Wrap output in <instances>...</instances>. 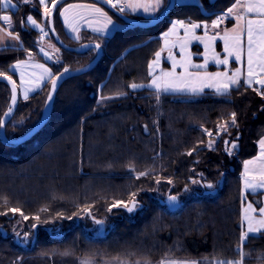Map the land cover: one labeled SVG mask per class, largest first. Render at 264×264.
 <instances>
[{"label":"trees","instance_id":"16d2710c","mask_svg":"<svg viewBox=\"0 0 264 264\" xmlns=\"http://www.w3.org/2000/svg\"><path fill=\"white\" fill-rule=\"evenodd\" d=\"M70 2L61 4L55 12L58 36L71 47L96 42L102 56L92 70L62 84L47 123L35 136L21 144L0 141V213H6L0 214V228L6 232L3 236L0 231V264H79V259L86 257L197 264L241 259L243 264H264V233L240 240L242 163L255 154L256 142L264 136V97L245 86L227 94L237 121L229 132L240 134L235 155L226 153V136L222 135L213 146L215 150L204 142L196 143L189 150L196 149L192 155L181 151L159 167L157 95L147 87L152 81L148 65L161 49L158 36L168 29L171 20L208 21L235 0L175 4L169 16L151 28L123 25L108 36L84 31L80 40L68 37L57 17L59 8ZM13 4L15 7L7 9L0 6V15L11 17L10 31L19 35L21 44L0 49V72L17 82L12 63L28 55L41 60L37 54L40 30L26 24L22 27L21 21L32 15L44 30L47 23L43 24L38 0L27 4L13 0ZM46 37L53 42L49 34ZM57 48L61 63H48L53 76L65 69L80 68L95 56L92 51L76 54ZM162 66L168 68L167 63ZM49 82L27 99L19 97L15 113L5 126L7 139L22 136L39 120ZM132 83L146 87L133 90L129 87ZM172 96L180 95L162 93L160 98L168 101ZM101 97L111 98L98 102ZM9 98L8 86L0 82V118ZM232 118L231 114L215 120L213 133L219 123ZM140 172L148 174L137 179ZM193 180L213 184L211 190L216 192H201L180 201L193 188ZM158 192L165 200L176 196L178 208L169 210L165 200L155 196ZM132 193H136L139 204L135 215L130 217L120 207H112L117 200L130 204ZM246 197L260 208V193H247ZM11 208H19L29 217L23 219V231L33 239L29 245L22 242L21 247L9 236L12 216L20 214H13ZM116 213L120 215L115 217ZM36 216L39 221L33 219ZM90 217L104 222L102 237L83 231V220L89 224ZM33 224L37 225L36 232ZM54 224L61 225L58 235L44 230ZM237 248L241 255L235 252Z\"/></svg>","mask_w":264,"mask_h":264},{"label":"snow or ice","instance_id":"6c2138e0","mask_svg":"<svg viewBox=\"0 0 264 264\" xmlns=\"http://www.w3.org/2000/svg\"><path fill=\"white\" fill-rule=\"evenodd\" d=\"M60 0H52V7H48L46 5V0H39L40 5L44 6V17L48 18L51 17L53 10L57 7ZM102 3L110 5L113 9H118L120 14H124L125 10H129L131 12H137L138 10H143L145 14L151 15L154 12H156L157 9L161 8L163 4V0H101ZM24 3H29V0H24ZM0 6H2L4 9H7L9 6L15 7L13 4V0H0ZM241 6L244 7L243 12L237 11L235 14V19L237 21V25L231 29V35L229 34V30H225L224 37H221L225 40V52L228 53V56H234L235 60L237 62H240L241 60V52L243 50L242 46V36L245 32V27L243 25V21L246 19V17L249 14H255L261 17L260 19H247V27H246V33L248 37V75L246 78L243 79V84L252 87L253 79L255 77L254 72V65L260 68L261 72H264V0H235V3L232 4L231 7H229L226 11V13L222 15H218L215 20L212 21L211 27L217 28L219 25L224 22L225 19L231 17L233 15V12L240 8ZM71 8H88L92 11L93 14L96 16L97 23L100 25L98 27L93 28V31L103 35L109 30V25L113 24V20L111 17L108 16L107 12L103 10V8L96 7L95 4L91 5H68L67 8L60 10V15L65 16L68 9ZM0 22H4L9 29L12 28V20L9 15H0ZM67 23V19L65 20ZM48 23L51 24V20H48ZM22 27L30 26L34 29H39L40 32L43 34V36L47 35V32H45L44 28L41 27L40 24L37 23V21L33 18L32 15H28L26 18V21H21ZM184 28L185 30V37H187L190 33L192 35V38L195 40H199L201 43H204V40L202 37L196 36L194 30L196 28H199L201 25L196 23H190L186 24L183 20H175L172 22V27L169 29L168 32L164 33V37L167 38L170 34H175L177 32V27ZM203 27L205 28V36L208 35L207 29L208 25L204 24ZM4 29H0V31H3ZM77 29L73 28L72 31H76ZM43 36L41 38H43ZM8 37L12 40L19 41L20 37L19 35H13L11 31H8ZM3 37H0V44L3 43ZM79 39V37H77ZM210 42H214L217 39V35H213L208 38ZM229 41H231V45L229 44ZM190 41H186L185 43H182L180 45L181 49V59L180 61H177L169 52V59L172 60V71H161L159 76H153V79L151 81L150 85H147V87L155 88L157 99H159V93L161 91H173V92H190L192 94H198L202 93L205 88H214L216 94L219 95H225L228 94L229 89L233 86L239 87L241 84V70L237 68L234 72H232L231 76H229L226 72H216V73H205L201 75L199 71L196 73H191L188 71L189 68H194L197 70L200 69H206L209 61V57L207 55L208 49L210 47L209 43H204L205 47V60L203 64H193L192 63V55L191 53L187 54L185 56V48L187 46V43ZM167 43V40H166ZM175 46V45H173ZM97 49L100 48V44H96L95 46ZM43 51V49H42ZM58 51V50H57ZM155 56L157 60L155 63H159V59L161 56V52L158 51L155 53ZM45 57L50 59L51 57L48 55L47 52H45ZM217 65L224 64L226 65L228 63V57H225L224 59H220L218 54L213 53V56L211 57ZM23 61H17L16 64L12 65L11 67L13 69H19L20 65H22ZM180 66L184 71L177 76L175 69L177 66ZM36 67L43 68L44 72L41 74L40 79L43 80L45 77L52 79V73L49 71V69L44 68V65H36ZM149 75H153V62H150L149 65ZM65 73L68 72V69L64 70ZM0 76H3L4 79L8 80L10 84L13 85L12 87V103L15 104L16 102V93L17 89L15 86V83L12 81L10 76L5 75L3 72H0ZM204 81H215L214 83H205ZM199 82V83H197ZM22 83H23V74H22ZM256 83H258L261 86V89H264V80H257ZM39 84H37V87ZM57 82L55 79L52 80V88L53 90L56 88ZM130 88L133 90L138 88L146 87L145 85L141 84H135L132 83L129 85ZM31 90V89H29ZM254 91H257L258 95H261L264 97V90L260 89H253ZM118 95H126V93H118ZM25 99H27V91L25 92ZM49 100L52 98V93H49L48 96ZM111 97H101V99H110ZM12 111L11 107L9 108L8 112L5 113V115L10 114ZM232 120L231 125L236 126L237 121L235 119L236 113H232ZM5 124V121L3 118H0V127H3ZM229 125L225 124L223 126L218 125L216 135L219 136L221 132H228ZM205 133L212 137L213 133L207 129L204 130ZM238 139V137H237ZM215 143L214 138L210 139L208 142V148L211 150H215L213 145ZM260 146H261V154H260V161H261V167H260V175L261 179L256 181L254 179H245V177L248 176L249 173V165H253L256 163V160H247L244 162V168L245 171L242 174L241 179L244 181V189H242V196L244 194L245 190H250L252 192H256L258 189H264V139L260 140ZM229 141H225V145H228ZM238 149V144L233 143L231 149L226 148V151H228L229 155L233 154V150ZM193 150L189 151L187 154L192 155ZM198 163V161H197ZM147 172H140L137 176V179H139L140 176L147 175ZM198 180H193L192 183H199ZM157 183H160L159 180H157ZM168 183H172L171 180L168 181ZM207 188L212 189L214 186L213 184L209 183L205 185ZM187 190V188L185 189ZM132 201L131 204L125 203L123 201H115L112 207H123L127 210V212L132 213L134 212L138 207L139 204L135 200L136 193H132ZM170 201H176V196H169L168 198ZM13 214L19 212L24 220H28L29 217L24 215L22 210L19 208H11L9 209ZM42 211H46V209H42ZM109 211H111V208H109ZM256 209L253 208L252 204L249 203L248 205V211L247 214L242 215V222H241V233H240V240L245 241L248 238H255L256 235L264 232V208H259V219H256L252 213H254ZM5 214L6 213H0ZM88 215H91L89 212ZM33 219L39 221V216L33 217ZM68 219H71V217H68ZM244 221H247V230H243V223ZM97 224H102L103 221L97 220L95 221ZM36 224L32 225V228H36ZM19 236V233H17ZM27 233H25V238H27ZM83 264H89V262H83ZM161 264H165V261H161ZM168 264H197L196 261H168ZM218 264H241L240 261H221L218 262Z\"/></svg>","mask_w":264,"mask_h":264},{"label":"rangeland","instance_id":"374dc122","mask_svg":"<svg viewBox=\"0 0 264 264\" xmlns=\"http://www.w3.org/2000/svg\"><path fill=\"white\" fill-rule=\"evenodd\" d=\"M51 4L49 3L46 5L50 7ZM77 5H83V4L78 3ZM9 7L13 8L11 6ZM65 8L67 7H63L62 9H65ZM60 10H58L57 12V17L59 21L62 22L64 28L66 29V33L68 35L74 37L75 39H77V37H79L80 39L84 31L91 32L97 35H101L93 31V28L98 27L100 25L97 23L96 16L92 14L90 10L83 9V8H71V9H68L65 16L60 15ZM138 11L143 12L142 9ZM2 15H5V14H2ZM66 19H67V23L65 22ZM183 19L186 21L196 22V20H193L190 18H183ZM215 19L216 17H213L212 19L205 21V22L206 24L207 22L211 23V21ZM174 20H178V19H174ZM172 22L173 20H171V23ZM197 22H200V21H197ZM45 23H47V18L45 20ZM121 25L126 26V24H121ZM73 28L77 30L72 31ZM110 33H111L110 30H108L103 35L108 36L110 35ZM46 36L40 39L41 42L38 44L39 48H37V52H38L37 54L38 56H40L41 60L37 59L36 57L32 55H28L25 59L20 60V61H23L24 63L20 65L19 69H13L11 67L12 65L16 64L17 61L15 63H12L10 66L11 70L17 74L16 76L17 83L15 82V84L18 88L20 99H25L24 97H25L26 91H27V97H28L31 94H34L36 91L40 90L47 82L51 81V79H48L47 82H45L42 85L43 81L46 78L45 77L43 80L40 79L41 74L44 72V69L36 67V65L42 64L44 65V68L49 69V71L52 73V70L50 69L48 63H51V64L61 63L60 53L59 51H57L58 50L57 46L53 42H51L49 39H45L47 38ZM158 37H159V40L161 41V48H162V40L160 39V35ZM166 40H167V43H166ZM203 40H204V43L210 44L207 55L209 57V61L213 60L211 57L213 56V53L216 54L217 52L216 47H215L217 42L218 41L221 42L224 39H216L214 42H210L209 39H206V38H203ZM87 42H91V41H87ZM185 42L186 41H183V43ZM204 43H203V47H204ZM163 44H164L163 49L159 50L161 52L159 63L158 64L155 63V61L157 60L156 56L154 60L152 61L153 62V75L151 76L152 79H153V76H159L162 70L165 72L172 71V60L168 58L169 52H171L172 56L177 61H180L181 59V50H180L179 45H178V49L180 50L179 51L180 56L178 57L175 55L176 50L174 49V46H173L174 43L170 41L169 36L167 38H164ZM10 45L11 44H6L3 46V43H2L0 44V49L5 48ZM196 48L197 47L193 46V44L190 45L189 43H187V46L185 48V53H184L185 56H187V54L189 53H191V55L192 54L196 55V53H194L196 51ZM204 50H205V47H204ZM90 51L95 53V50H90ZM45 52H47L48 55L51 57L50 59L45 57ZM165 62L168 63L167 65H169L170 68H163L162 65L165 64ZM229 69L230 68H226L222 70L221 69L215 70V68L210 67L209 69L206 68V69L197 70L194 68H189L188 71L191 73H196L197 71H199L201 75H203L205 71L207 73H216V72L225 73L226 72L229 76H231L232 73L229 72ZM183 71L184 69H182L179 65L175 69L177 76H179ZM22 74H23V83H22ZM262 74L264 73H261V75ZM53 77L55 76H53V73H52V79ZM262 77L264 78V76ZM204 82L214 83L215 81H204ZM37 84H39L38 87H37ZM259 87L261 88V86ZM150 89L153 90L156 94L155 88L150 87ZM260 90H264V89H260ZM162 93H169L172 95H180V96H172L170 97V100L166 101L160 98ZM112 99H115V98H112ZM103 101H105V99L103 100L98 99V102H103ZM157 103H158V114H157L158 125L157 126H158V134H159V140H160V146H161V151L159 153V163H158L159 167H162L164 164L169 163L173 155H176L179 152L184 151V150L189 151L196 143L204 142L206 143V145H208L209 140L213 138L216 143V141H218L222 135L226 136V138L223 141L225 151H226V148L231 149L233 143L238 144V142L236 141H237V137L238 139L240 138V134L233 136L232 133L229 132L228 130V132H221L220 135L217 136L216 135L217 126L215 129V132L213 133L212 123L218 118L232 114L231 105H230L229 99L226 97V94L225 95L216 94L214 88H205L202 93H198V94H192L190 92H173L171 90L161 91L159 93V99H157ZM231 120L232 119L222 121V123H219V125L223 126L225 124H228L229 129H230L232 126ZM205 129L211 131L213 133V136L209 137L205 133L204 131ZM261 139H264V136H262L256 142L255 154L252 157L245 159L242 163L241 177L245 171L244 162L247 160H256L255 164L249 165L250 171L248 173V176L245 177V179H254L258 181L262 178L260 175L261 161L259 159L261 151H262L260 143H259ZM226 140L229 141L228 145H225ZM237 151L238 149L233 150L232 155H235ZM226 153L229 155L228 151H226ZM232 155H229V156H232ZM202 183H203V187L205 190H211L205 186L207 185L206 183L204 182ZM244 187H245L244 181L241 179V199H242L241 217L243 214H247L249 203H251L253 208L256 209L254 204L249 199H247L246 197L247 193H251V194L260 193V196H261L260 208H264V189H258L255 193L250 190H245L242 196V189H244ZM201 192H202L201 183H194L193 188L188 192V194L185 195V197H181L180 201L186 198L192 197L195 194H198V193L200 194ZM155 196H157L160 199H164L162 195L160 196L159 192L155 193ZM119 210L126 211L127 215L132 217L133 215H135V213H137V210H139V207L132 213L127 212V210L123 207H120ZM119 215L120 213L114 214L115 217ZM252 215L256 219H259L260 218L259 209H256V211L252 213ZM12 219L13 221L9 229V236L14 238L15 235L19 233V236L17 235L18 239L21 242L25 243L26 245H29V242L31 241L32 237H30L29 233H27L28 234L27 238H25V232L23 231V217L20 214H16L12 216ZM241 222H242V219H241ZM59 226L61 225L54 224L52 226L53 234L58 235L59 232H62V230H60L58 233H54V231ZM82 228L85 234L87 235L96 236L98 234L97 228L94 226L92 222L87 224V222L83 220ZM107 229H108V224L106 225V230ZM243 230L244 231L247 230V221H244L243 223ZM86 261L89 262V264H161V261L157 263L156 262L153 263L143 258H132V257L118 258V259H104V260H98V259L95 260V259L86 257V258L79 259V264H83V262H86ZM163 261H165V264H168V261H177V260H163ZM233 261H236V260H233ZM237 261H240L241 264H243L241 259H238Z\"/></svg>","mask_w":264,"mask_h":264},{"label":"water","instance_id":"95a60500","mask_svg":"<svg viewBox=\"0 0 264 264\" xmlns=\"http://www.w3.org/2000/svg\"><path fill=\"white\" fill-rule=\"evenodd\" d=\"M69 1H85V2L94 3L100 7L108 10L109 12H111L118 19H120L123 24H126L130 27L142 28V29L151 28V27L157 25L158 23H160L161 21H163L166 17L169 16V14L171 13V11L173 10V8L175 6V0H168L165 8L156 17H154L151 20L144 22V21H139L137 19L131 18V17L127 16L125 13L120 14L118 9H113L110 5L102 3L101 0H60L57 7L53 10L51 17L47 18V31H48L49 35L51 36V38L53 39L54 44L62 50L72 52V53H76V54H82V53L90 51V50H95V56L86 65H84L80 68L74 69V70H68V72H66V73H65V71H63V72L57 74L55 77H53V79H55L57 82V86L54 90L52 88V80L53 79H51V81L49 82L48 93H47L43 108L41 110L39 120L25 134H23L22 136H20L18 138H15V139H7L6 138L5 126L12 119V117L15 113V110L18 106L19 92H18V88L15 84L16 89H17V93H16L17 98H16L15 104H13L12 103V87H13V85L10 84L8 82V80L4 79L3 76H0V82L6 84L9 88V92H10L8 108L1 117L4 119L5 124L3 127H0V141H1V143L5 144V145L21 144L25 141L30 140L33 136H35V134H37L44 127V125L47 123V121L50 117L51 111H52L55 96H56L58 90L60 89V87L62 86V84L70 78L81 76V75L89 72L90 70H92L102 56V48L100 46V48L97 49L95 46L98 43H96V42H84V43H82L76 47H71V46L66 45L58 36V33L56 32V30L54 28V15H55L57 8L61 4L65 3V2H69ZM50 7H52V4ZM48 20H51V24L48 23ZM50 92L52 93V98L49 100L48 96H49ZM10 107L12 109L11 113L8 115H5V113L8 112ZM221 184H222V178H220V180H219V185L221 186ZM201 188H202V195H211V194H214L216 192V189L205 190L202 184H201ZM168 198L169 197H167L165 200V204L167 205L168 209L174 210V209L178 208V206L180 205V202L178 201V199H176V201H170ZM90 220L94 224V226L97 228L98 236L102 237L104 235V230H105L104 222L102 224H97V223H95V221H97L98 219H94L92 217H90ZM51 229H52V227L44 228L45 231H50ZM0 231H1L3 236L6 235V232L4 229L0 228ZM58 231H59V228H57L55 230V232H58ZM34 232H36V228H34ZM14 239H15L16 244H19L21 247L24 246V244L19 241L17 235H15Z\"/></svg>","mask_w":264,"mask_h":264},{"label":"crops","instance_id":"0c3cea01","mask_svg":"<svg viewBox=\"0 0 264 264\" xmlns=\"http://www.w3.org/2000/svg\"><path fill=\"white\" fill-rule=\"evenodd\" d=\"M209 1L212 2L213 0H209ZM46 2H47L46 4H49V3L51 4L52 1L51 0H46ZM167 2H168V0H163V4H162L161 8L157 9L156 12H154L151 15L144 14L142 11H137V12L134 13V12H131L129 10H125V13H127L129 15H132V16H141L142 18H144L146 20H151L154 17H156L165 8V6L167 5ZM78 3L79 4H83V5H91V4H94V3L85 2V1H73V2H70V3H67V4L62 5L59 8V10L62 9L63 7H67L68 5H77ZM188 3L199 4V0H175V4H177V5H179V4H188ZM231 6H229V7H231ZM96 7H100V6L96 5ZM229 7H227L224 10L227 11V9ZM100 8H102V7H100ZM83 9L90 10L88 8H83ZM224 10H222V11H224ZM237 11L243 12L244 11V7L241 6L240 8H238L237 10H235L233 12V15L230 18L225 19L226 21H224L223 23H221L219 25V27H217V28H212L211 27V23H212L213 20L211 21V23H208L207 22V25H208V29H207L208 35L207 36H205V28L203 27V25L206 24V22L205 21H200V22H197L196 21V24H199L201 26L199 28H196L194 30L195 35L196 36H199V37L206 38V39H208L209 37H211L213 35H217V39H222L221 37H224V34H225V30L226 29L229 30V34L231 35V29H233L237 25V21L235 19V14H236ZM90 12L92 13L91 10H90ZM137 14H139V15H137ZM5 15H8V14H5ZM41 15H42V19H43V24H45L46 18L44 17V6H42V5H41ZM260 18L261 17H259L258 15L249 14L246 17V19L242 22L243 25H244V27H245V32H244V34L242 36V46H243V50L241 52V60H240V62H237L235 60V57L234 56H228V53L225 52V40H223L221 42L218 41L217 44H216V46H215L216 47V50H217L216 54L219 55V58L220 59H224L225 57H228V63L226 65H224V64L217 65L214 60H210V61H208L207 69H209L210 67L215 68V70H220V69L222 70V69L230 68L229 69V72L232 73V71L234 72L237 68H239L241 70V84H243V79L246 78L247 75H248V51H247V49H248V37H247V33H246L247 19H260ZM111 19L113 20V24L112 25H109V30H110L111 33L113 31H115V30H118V29L123 28V25H121L120 22L116 21L113 18H111ZM173 21H175V20L173 19ZM61 25L63 27L64 32L66 33V29L64 28L62 22H61ZM171 27H172V23L170 22V25H169L168 29L166 31H164L163 33L160 34V39L162 40V48L161 49H163V46H164V44H163L164 38H165L164 37V33L168 32ZM0 29H4L3 31H0V36H2L4 38L3 39V46L6 45V44H11L10 46H7V47H19L20 46V44H21L20 43V40L19 41H15V40H12V39H10L8 37V31H10V29L8 28V26L5 23H2L0 25ZM13 35H15V34H13ZM67 36L70 37V38H72V39H75L74 37H72V36H70L68 34H67ZM102 36H104V35H102ZM169 39H170L171 42L174 43L173 44V45H175L174 46V49L176 50V52L175 51L174 52H175V55L178 56V57L180 56L179 51L181 50V49L180 50L178 49V45L180 47V45L183 43V41H190L189 42L190 45L193 44V46H196L197 47L195 52L192 51V52L196 53V55H193L192 54V60H193L192 63L193 64H203L204 63V60H205V50H204V47H203V43H201L199 40L193 39L191 33L187 37H185V30H184V28H181V27L178 26L177 27V32L175 34H170L169 35ZM75 40H80V39H75ZM229 44L231 45V41H229ZM196 58H198V59H196ZM165 63H167V62H165ZM168 68H170L169 65H168ZM254 72H255V77L253 79L252 87L255 88V89H258V88L261 89L259 87L260 85L258 83H256V81L257 80H263L264 79L262 77V76H264V74L261 75V73H264V72H261L260 68L257 67L256 65H254ZM15 75L17 76L16 73H15ZM48 79L49 78L46 77L45 80L43 81L42 85L45 82H47ZM241 219H242V217H241ZM262 233H264V232H262Z\"/></svg>","mask_w":264,"mask_h":264},{"label":"built area","instance_id":"2783aa9c","mask_svg":"<svg viewBox=\"0 0 264 264\" xmlns=\"http://www.w3.org/2000/svg\"><path fill=\"white\" fill-rule=\"evenodd\" d=\"M224 13H226V11H225V10H224V11L221 10V11H219V12L216 13L215 17H217L218 15H222V14H224ZM229 18H230V17H229ZM178 20H183V21H185L186 24L196 23V22H192V21H186V20H184V19H178ZM45 32H46V31H45ZM39 36L42 37L43 34L40 32V33H39ZM43 37H45V36H43ZM235 252L238 253V255H241V249L237 248V249L235 250Z\"/></svg>","mask_w":264,"mask_h":264},{"label":"flooded vegetation","instance_id":"af4514ba","mask_svg":"<svg viewBox=\"0 0 264 264\" xmlns=\"http://www.w3.org/2000/svg\"><path fill=\"white\" fill-rule=\"evenodd\" d=\"M240 86H245V85H243V84H241ZM239 86V87H240ZM245 87H247V86H245ZM251 88V87H250ZM253 88V87H252ZM233 89H237V87H235V86H233V87H231L230 89H229V92L231 91V90H233ZM254 89V88H253ZM229 92H228V94H229ZM226 96H227V94H226ZM229 104V103H228ZM48 234H53V229H51L50 231H46ZM59 232V231H58ZM54 233H57V232H55L54 231Z\"/></svg>","mask_w":264,"mask_h":264}]
</instances>
